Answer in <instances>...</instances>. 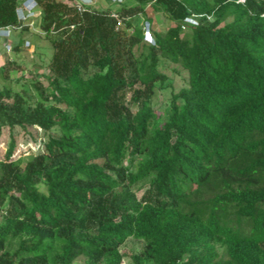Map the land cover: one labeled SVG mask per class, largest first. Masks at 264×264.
<instances>
[{
    "label": "trees",
    "instance_id": "1",
    "mask_svg": "<svg viewBox=\"0 0 264 264\" xmlns=\"http://www.w3.org/2000/svg\"><path fill=\"white\" fill-rule=\"evenodd\" d=\"M20 1L0 27L31 29ZM36 1L53 54L0 87V264H264V0Z\"/></svg>",
    "mask_w": 264,
    "mask_h": 264
},
{
    "label": "rangeland",
    "instance_id": "2",
    "mask_svg": "<svg viewBox=\"0 0 264 264\" xmlns=\"http://www.w3.org/2000/svg\"><path fill=\"white\" fill-rule=\"evenodd\" d=\"M100 7H111L116 8L118 6L117 3L111 0H95ZM158 19V20H157ZM157 22L160 29H166V24L164 21L162 22V16H157ZM35 26H31L29 30H22L16 29L10 38V42L16 46L17 44H21L20 48L17 50H13L10 53H6L3 49L2 44H0V87L5 83L11 84L13 87L20 88L21 83H16L15 80L19 78L23 72L26 74V78L30 77L31 74H36L39 79L45 80L43 77L44 74L48 73V66L47 64L50 61V57L53 54V47L51 44L50 39L43 37L41 33V29L39 27V18L36 20ZM139 26L143 25L144 21L142 17L135 18L134 21ZM144 26V25H143ZM25 40H29L31 42V46L24 47L23 42ZM11 58H17L20 63V68L15 69L13 68L10 73L11 80L9 81L3 76L1 71V66H7V61ZM170 76H172L173 83L178 86L182 83L183 74H178L173 72L172 69L166 70ZM26 79H23L25 81ZM35 132L36 139L28 135L26 132L23 131L21 127H16L15 129V137L18 144V149L14 156L18 158L21 155H26L28 153H32L37 150L39 147V140L42 138V134ZM10 133L8 129L4 130L3 136L0 138V157L4 158L5 151L8 148V144L10 142ZM140 246L139 242L135 240L129 239L127 243L123 246L124 250L131 251L132 248H138ZM81 261H83L81 259ZM124 264H127L125 262Z\"/></svg>",
    "mask_w": 264,
    "mask_h": 264
},
{
    "label": "built area",
    "instance_id": "3",
    "mask_svg": "<svg viewBox=\"0 0 264 264\" xmlns=\"http://www.w3.org/2000/svg\"><path fill=\"white\" fill-rule=\"evenodd\" d=\"M111 1L121 2L122 0ZM94 2L95 0H75V3L78 6L79 10H84L86 5L93 4ZM16 15L17 20L21 23H24L29 19L34 18L31 23L32 26L34 21H36L41 15V10L38 7V2L36 0H21L16 7ZM112 16L117 19V28H120L123 25V21L120 15L114 12L112 13ZM186 20L192 23H197V20L191 17L186 18ZM21 28L22 26L18 29ZM144 28L146 33V39L154 43L155 41L151 35L150 23L148 21H145ZM15 30L16 29L14 25L0 27V44H2L3 49L6 53H10L14 50L15 46L10 42V38ZM23 46L29 47L31 46V42L29 40H25L23 42Z\"/></svg>",
    "mask_w": 264,
    "mask_h": 264
},
{
    "label": "crops",
    "instance_id": "4",
    "mask_svg": "<svg viewBox=\"0 0 264 264\" xmlns=\"http://www.w3.org/2000/svg\"><path fill=\"white\" fill-rule=\"evenodd\" d=\"M35 22H37V21H34V23H33V25H32V26H35V24H36Z\"/></svg>",
    "mask_w": 264,
    "mask_h": 264
},
{
    "label": "clouds",
    "instance_id": "5",
    "mask_svg": "<svg viewBox=\"0 0 264 264\" xmlns=\"http://www.w3.org/2000/svg\"><path fill=\"white\" fill-rule=\"evenodd\" d=\"M23 46V45H22Z\"/></svg>",
    "mask_w": 264,
    "mask_h": 264
}]
</instances>
